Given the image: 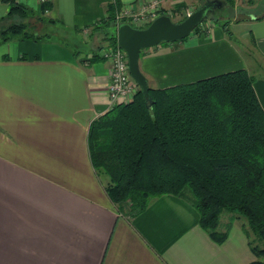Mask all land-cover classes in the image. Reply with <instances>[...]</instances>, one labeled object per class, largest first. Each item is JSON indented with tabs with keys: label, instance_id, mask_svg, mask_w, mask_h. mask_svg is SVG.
I'll use <instances>...</instances> for the list:
<instances>
[{
	"label": "crops",
	"instance_id": "obj_1",
	"mask_svg": "<svg viewBox=\"0 0 264 264\" xmlns=\"http://www.w3.org/2000/svg\"><path fill=\"white\" fill-rule=\"evenodd\" d=\"M20 1L39 11L43 0ZM49 1L45 14L53 23L92 32L112 0ZM160 1L165 12L179 8V18L196 3ZM8 9L0 0V18ZM263 13L230 20L233 38L205 19L185 38L143 48L139 66L148 84L245 68L264 109V16L257 17ZM247 37L252 51L240 40ZM10 40L0 43V264H248L255 258L235 212L221 213L220 228L232 221L216 242L196 208L177 195H158L132 216L117 209L88 142L91 121L113 104L103 47L82 56L62 40L18 35L14 47Z\"/></svg>",
	"mask_w": 264,
	"mask_h": 264
},
{
	"label": "trees",
	"instance_id": "obj_2",
	"mask_svg": "<svg viewBox=\"0 0 264 264\" xmlns=\"http://www.w3.org/2000/svg\"><path fill=\"white\" fill-rule=\"evenodd\" d=\"M1 1L9 9L0 18V43L12 35L43 38L18 18L39 12L55 21L45 14L49 0L39 11L20 0ZM120 6V0L106 3L105 17L91 25V31L104 28L107 46L118 45L116 30L108 27L117 25ZM208 19L233 38L230 18ZM253 79L237 68L165 87L148 84L150 99L137 85L131 99L114 102L95 117L88 130L90 157L107 175L104 186L117 209L132 216L154 197L171 193L196 208L200 226L216 242L225 239L232 221L220 228L221 213L235 212L246 219L243 229L255 256L248 264H264V109Z\"/></svg>",
	"mask_w": 264,
	"mask_h": 264
},
{
	"label": "water",
	"instance_id": "obj_3",
	"mask_svg": "<svg viewBox=\"0 0 264 264\" xmlns=\"http://www.w3.org/2000/svg\"><path fill=\"white\" fill-rule=\"evenodd\" d=\"M223 4V0H203L201 5L195 7L184 18L177 21L172 20L169 13H161L143 27L134 26L128 21H121L116 25L118 45L125 50L130 75L136 81L145 99L151 97L147 78L139 66L142 49L163 41H175L185 38L197 24L207 18L209 11Z\"/></svg>",
	"mask_w": 264,
	"mask_h": 264
},
{
	"label": "rangeland",
	"instance_id": "obj_4",
	"mask_svg": "<svg viewBox=\"0 0 264 264\" xmlns=\"http://www.w3.org/2000/svg\"><path fill=\"white\" fill-rule=\"evenodd\" d=\"M194 1H196L195 7H198L203 2V0H194ZM223 1L224 4L222 6H217L213 10L208 12L207 14L208 18L211 17L213 18L218 16L219 18H221L219 20H222L224 18H230L232 21L236 22L240 20L249 19L251 15L264 12V0H223ZM159 3L161 9H164L160 0ZM178 9L179 8H173V9L171 8L167 12L169 13V15H171V18L174 21H177L179 19V15H176ZM164 10L167 11L168 9H164ZM39 16L40 13L36 12L25 18H18L17 20L19 21L23 20L24 22H26V30L28 32H35L38 34L44 33L42 39H46V40L55 39L58 41L61 40L66 41L70 47H72L75 50H78V53H80V55L82 56L84 54H91V47L95 49L97 48V46L105 47L107 45V40H105L104 38V28H96L92 32L89 31L90 28L77 31V30L65 28L59 23L49 22L46 19L40 18ZM233 24L234 22L232 24H229V29L235 32V25ZM108 29L114 31L116 30V26H109ZM17 36L18 35H12L10 37L11 43L15 41ZM240 40L242 41L243 47H245L246 50L251 49L250 51H252V44L250 37ZM12 46L14 47V43H12ZM103 176L105 178L107 177V175L104 173ZM241 217L244 220V222H246L245 217L243 216Z\"/></svg>",
	"mask_w": 264,
	"mask_h": 264
},
{
	"label": "built area",
	"instance_id": "obj_5",
	"mask_svg": "<svg viewBox=\"0 0 264 264\" xmlns=\"http://www.w3.org/2000/svg\"><path fill=\"white\" fill-rule=\"evenodd\" d=\"M159 0H139L137 3L121 5L115 13L116 23L128 21L134 26H146L153 18L160 14ZM190 11H187L188 14ZM100 54L109 61L110 79L108 95L111 102L128 101L132 98L137 83L132 78L128 68V57L119 45L105 46Z\"/></svg>",
	"mask_w": 264,
	"mask_h": 264
}]
</instances>
